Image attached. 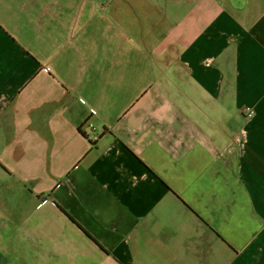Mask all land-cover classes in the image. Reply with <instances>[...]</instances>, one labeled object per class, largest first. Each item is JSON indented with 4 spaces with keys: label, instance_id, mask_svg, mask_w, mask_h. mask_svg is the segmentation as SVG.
I'll use <instances>...</instances> for the list:
<instances>
[{
    "label": "crops",
    "instance_id": "0c3cea01",
    "mask_svg": "<svg viewBox=\"0 0 264 264\" xmlns=\"http://www.w3.org/2000/svg\"><path fill=\"white\" fill-rule=\"evenodd\" d=\"M0 264H264V0H0Z\"/></svg>",
    "mask_w": 264,
    "mask_h": 264
}]
</instances>
